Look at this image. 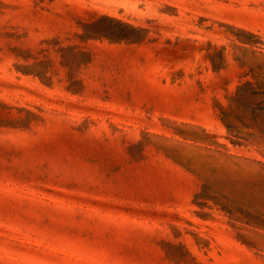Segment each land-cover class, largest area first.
Wrapping results in <instances>:
<instances>
[{
	"label": "rangeland",
	"instance_id": "obj_1",
	"mask_svg": "<svg viewBox=\"0 0 264 264\" xmlns=\"http://www.w3.org/2000/svg\"><path fill=\"white\" fill-rule=\"evenodd\" d=\"M0 264H264V0H0Z\"/></svg>",
	"mask_w": 264,
	"mask_h": 264
}]
</instances>
